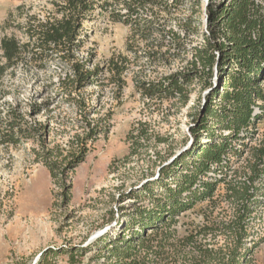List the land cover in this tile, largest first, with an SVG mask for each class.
Masks as SVG:
<instances>
[{"label":"trees","instance_id":"16d2710c","mask_svg":"<svg viewBox=\"0 0 264 264\" xmlns=\"http://www.w3.org/2000/svg\"><path fill=\"white\" fill-rule=\"evenodd\" d=\"M187 1L48 0L50 12L44 18L36 13H23L24 4L16 6L24 21L15 25L20 35L12 32L0 39V82L5 74L14 75L21 69L33 73L36 83L40 80L38 74L47 70L51 60H60L66 67L56 80L34 91L26 101V110L19 103L8 101L9 93L0 83V147L29 143L33 161L47 168L56 185L68 188L70 172L85 159L99 135L108 134L111 128V110L96 117L101 98H95L96 103L91 104L85 90L111 83L115 90L113 98L118 103L125 84L124 73L129 68L125 56H111L103 64L85 58L83 52L91 30L87 24L98 14L113 22L144 24L152 31L155 28L150 19L142 17L134 3L164 10L179 8ZM201 6L203 21L201 25L195 23L193 29V34H200L201 41L191 47L190 71L207 84L216 75L217 86L203 110L204 116L193 120L189 127L194 138L192 144L171 165L160 167L159 178L153 181L154 190L145 187V195L128 192L118 198L119 202L143 198L149 206L134 204L131 211L122 213V235L101 239L107 262L113 259L114 264L220 262L217 254L204 248L197 237L212 228L223 230L234 244L232 249L227 248L226 258L232 259L237 251L242 259L248 254L245 243L249 238L250 216L264 204V127L262 130L259 127L264 118V0H195L187 21L196 22L195 8ZM168 35L173 49L184 46L177 32ZM166 53L170 54L169 49ZM148 55L157 54L152 51ZM185 76L174 71L158 78H141L135 83L150 98L180 97L186 103L181 86ZM52 90L54 96L75 111L71 120L73 133L60 141L51 136L47 121L41 123L37 119L52 112V99L48 95ZM220 185L226 187L227 200L235 204L228 221L221 220L212 226L195 225L193 230L186 228L182 232L171 227L180 214L196 203L211 202Z\"/></svg>","mask_w":264,"mask_h":264},{"label":"rangeland","instance_id":"374dc122","mask_svg":"<svg viewBox=\"0 0 264 264\" xmlns=\"http://www.w3.org/2000/svg\"><path fill=\"white\" fill-rule=\"evenodd\" d=\"M194 1L164 10L134 3L141 16L150 19L154 26L151 33L144 24L113 22L98 14L87 24L91 30L83 52L85 58L98 64L111 56H125L129 61L118 103L113 98L115 90L111 83L85 90L91 97L89 103L101 98L96 117L107 110L113 113L110 131L99 135L85 159L70 172L66 189L55 184L46 167L33 161L29 143L0 147V264H114V259L105 260L101 239L122 235V213L131 211L134 204L149 206L143 198L121 202L118 198L128 192L145 195V187L153 189L160 167L171 165L192 144L189 127L193 120L204 116L203 110L217 86L216 75L207 84L190 71L191 47L201 41L200 34H193V29L195 23L201 25L204 11L202 6L196 7V22L187 21L192 16ZM20 4H24L23 13L44 18L50 12L48 0H0V39L12 32L20 35L15 27L24 21L16 10ZM173 31L184 44L179 49H173L169 42L168 33ZM163 36L166 41L161 45ZM152 51L157 55H148ZM65 67L60 60H51L47 70L38 74L40 80L36 83L33 73L21 69L14 75L5 74L0 83L9 93L8 101L17 102L26 110V101L34 91L56 80ZM174 71L186 75L181 80L186 103L180 97L150 98L136 87V80L158 78ZM54 94V90L48 94L52 112L37 119L48 122L51 136L60 141L73 133L71 120L75 111ZM259 127H264V118ZM225 193L226 187L220 185L211 202L196 203L180 214L171 227L182 232L186 228L193 230L195 225L212 226L221 220L228 221L235 204L227 200ZM248 236L245 244L249 251L244 259L238 251L232 259L226 258L227 248L232 249L234 244L221 229L212 228L197 237L204 248L220 258V262L213 264H264V204L251 214Z\"/></svg>","mask_w":264,"mask_h":264}]
</instances>
